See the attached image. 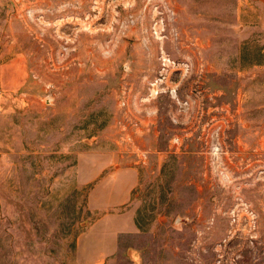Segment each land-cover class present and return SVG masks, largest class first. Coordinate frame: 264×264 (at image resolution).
I'll list each match as a JSON object with an SVG mask.
<instances>
[{
	"label": "rangeland",
	"instance_id": "rangeland-1",
	"mask_svg": "<svg viewBox=\"0 0 264 264\" xmlns=\"http://www.w3.org/2000/svg\"><path fill=\"white\" fill-rule=\"evenodd\" d=\"M0 264H264V4L0 0Z\"/></svg>",
	"mask_w": 264,
	"mask_h": 264
},
{
	"label": "crops",
	"instance_id": "crops-1",
	"mask_svg": "<svg viewBox=\"0 0 264 264\" xmlns=\"http://www.w3.org/2000/svg\"><path fill=\"white\" fill-rule=\"evenodd\" d=\"M264 4V0H260Z\"/></svg>",
	"mask_w": 264,
	"mask_h": 264
}]
</instances>
